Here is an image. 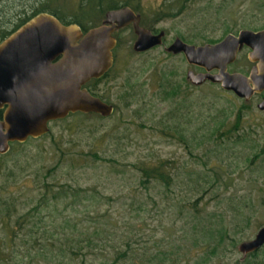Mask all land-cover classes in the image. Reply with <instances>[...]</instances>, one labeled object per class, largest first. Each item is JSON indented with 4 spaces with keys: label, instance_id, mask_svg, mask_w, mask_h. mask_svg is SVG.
<instances>
[{
    "label": "rangeland",
    "instance_id": "374dc122",
    "mask_svg": "<svg viewBox=\"0 0 264 264\" xmlns=\"http://www.w3.org/2000/svg\"><path fill=\"white\" fill-rule=\"evenodd\" d=\"M42 1L0 0V27L12 28L21 11ZM133 1L143 25L165 31L166 45L175 37L202 44L264 27V0ZM79 2L86 7L88 0L53 3L71 11ZM91 18L99 24L104 12ZM114 37L112 68L94 88L113 113H70L0 158V184L7 183L0 197H13L16 207L8 227L0 222L2 257L7 264H109L115 257L113 264H237L239 243L264 223V125H255L257 106L217 84H191L186 71L199 69L182 54L163 46L133 51L131 25ZM246 65L242 52L230 67ZM177 85L176 95L163 92ZM144 163L162 165L170 185L154 178L142 183L136 166ZM59 185L70 194L53 201ZM37 202L28 252L21 236L28 237L30 224L18 217Z\"/></svg>",
    "mask_w": 264,
    "mask_h": 264
},
{
    "label": "water",
    "instance_id": "95a60500",
    "mask_svg": "<svg viewBox=\"0 0 264 264\" xmlns=\"http://www.w3.org/2000/svg\"><path fill=\"white\" fill-rule=\"evenodd\" d=\"M132 25V49L144 52L164 45L165 31L157 33L140 24V15L129 6L105 12L100 24L83 31L76 23L64 24L57 17L40 12L0 42V153L9 142H25L49 132V123L70 113L110 116L114 107L92 94L84 85L108 72L113 65L114 32ZM249 46V58L257 62L249 75L230 72L229 65L239 51ZM163 49L182 53L186 62L201 68L189 69L186 78L193 85L221 84L237 96L249 99L264 90V28L229 32L215 43L192 44L175 37ZM58 60L54 61L57 57ZM264 108V102L260 104ZM264 245V223L255 237L238 245L243 258Z\"/></svg>",
    "mask_w": 264,
    "mask_h": 264
},
{
    "label": "trees",
    "instance_id": "16d2710c",
    "mask_svg": "<svg viewBox=\"0 0 264 264\" xmlns=\"http://www.w3.org/2000/svg\"><path fill=\"white\" fill-rule=\"evenodd\" d=\"M55 1L56 0H43L37 8H34L28 14H26L25 11H21L20 13L23 15L22 16H21V14L17 15V22L14 23V26L12 28H7V27H3V26H2L3 28L0 27V41L3 40L5 37H7L15 29H17L21 24H23L28 19H30L31 17H33L34 15H36L40 12H48V13L54 15L55 17H57L64 24L76 23L77 25H79V27L83 31H86L87 29H89L95 25H98V23L95 22L93 20V18H91V16L93 17L95 10L103 11L105 14V12L110 10V9H116V8H119L122 6H129L134 11H138L135 9L136 5L134 4L133 0H88L86 7H84L83 4L81 2H79L77 7H76V10H71L72 12L67 10V8L63 5H57L56 6L53 3ZM186 1L187 0H183V3H185ZM182 5H185V4H182ZM182 5H180L178 7L179 8L178 11H176L170 15L174 16L176 14H179L182 11V7H181ZM136 8H138V7H136ZM85 21H91L92 23L87 25L84 23ZM141 21H142V19H140V24H142ZM8 23H10V20L7 21V24ZM142 26L149 28L152 31L153 30L157 31V29L152 24L149 26H145L142 24ZM215 41H217V40H209V42H215ZM107 73L104 75V77L107 75ZM101 80H102V78L93 79L90 82H88L85 86L89 89V91H91L92 94L97 95L100 98L104 99L102 97V95L100 96L98 93H96L94 91V88L96 86L95 84ZM178 87H179V85H177L175 88L164 86L163 92L167 93V94L170 93V95H174V94L176 95L178 92ZM79 113H81V112H79ZM92 114L98 115L101 117L100 114H97V113H92ZM102 117H104V116H102ZM30 139H32V138H30ZM17 144H20V143H17ZM260 152L262 154H264V149H263V151H260ZM2 156H4V155H1L0 158H2ZM95 157H97V155H95ZM136 168L138 169V171L141 174V177H142L141 182L142 183H147V182H149V180L154 178V179H158L159 181H161L166 187H168L170 185L171 175H170V173H168L166 171V169H163L162 165L152 166L150 164L144 163L143 165H137ZM11 175H9L8 178H11ZM5 185H7V183L0 184V189L3 187H6ZM45 186L47 187L50 185L48 183H46ZM75 189L82 190V188H75ZM69 190L71 191V189L69 187L65 188V187H63V185H59L58 190L52 193L51 199L53 201H58V200L60 201L63 198H66L70 194L68 192ZM71 195L73 197H75L77 195V190H74V192H72ZM42 200H46V198L43 197ZM41 205L42 204H39L37 202L36 205H34V206L32 205L31 208H29L25 213H23L22 215H20L18 217L21 219V225H23L24 223L30 224L29 226L27 225L28 226L26 229L27 233L26 232L24 233L28 237L25 238L24 236H21V245L23 247L25 245H27L28 247L26 248V250L28 252H31V249L33 247V242H34L33 236L29 234V232H31L33 227H34V224H32V219H30V218L34 217V215L37 213V211L39 209V206H41ZM15 212H16V207H15V204L13 201V197L10 199H8L7 197H0V222H1V224L8 227L7 222L9 220V218ZM25 219H26V221H25ZM64 221L67 222V224L69 223L68 219H64ZM14 234H15L14 231L11 230L12 237H11L10 241H13L15 239V237H17V235H14ZM0 245L3 246L2 243H0ZM12 245H15L12 249L17 250L16 241ZM2 252H4V251L0 247L1 264H7V261H5L4 258L2 257L4 255V253L2 254ZM118 258L119 257H115L113 262L118 260ZM113 262H110L109 264H113ZM237 264H264V247H261L258 251L250 253L249 256H247L244 260H240L239 262H237Z\"/></svg>",
    "mask_w": 264,
    "mask_h": 264
},
{
    "label": "flooded vegetation",
    "instance_id": "af4514ba",
    "mask_svg": "<svg viewBox=\"0 0 264 264\" xmlns=\"http://www.w3.org/2000/svg\"><path fill=\"white\" fill-rule=\"evenodd\" d=\"M132 26V25H131ZM264 28V27H263ZM262 29V28H261ZM16 30V29H15ZM161 30V29H160ZM257 30H260V29H257ZM159 30H157V31H155V30H153V32H155V33H157ZM239 32V31H238ZM238 32H236V34L238 33ZM135 34V33H134ZM114 35V34H113ZM225 37V36H224ZM224 37H222L221 39H219V40H217V41H215V42H218V41H220V40H222ZM164 38H165V36H164ZM2 41V40H1ZM0 41V42H1ZM186 42V41H185ZM215 42H211V43H215ZM204 43H206V42H204ZM203 44V43H202ZM164 45H166V44H164ZM164 45H160V46H164ZM168 45V44H167ZM157 47V46H156ZM154 48V47H153ZM152 49V48H151ZM150 50V49H149ZM113 51V50H112ZM148 51V50H147ZM251 51V48L249 47V46H247V45H245L240 51H239V53H238V57H237V59L239 58V56H240V54L242 53V52H245L246 54H247V65L244 67V68H239V69H231V65H233L234 64V62L233 63H231L230 65H229V71L230 72H242V73H244V74H246V75H249L250 74V72L252 71V69H253V67L256 65V63L257 62H253L250 58H249V52ZM144 52H146V51H144ZM179 54H182V53H179ZM183 55V54H182ZM61 56H59V57H57L54 61H56V60H58L59 58H60ZM236 59V60H237ZM113 60H114V56H113ZM235 60V61H236ZM193 66V65H192ZM194 67H196V66H194ZM112 68V67H111ZM110 68V69H111ZM196 68H198L199 70H197V71H200V70H202L201 68H199V67H196ZM109 69V70H110ZM108 70V71H109ZM189 70V69H188ZM106 74V73H105ZM104 74V75H105ZM104 75H102L101 77H99V78H96V79H100V78H103L104 77ZM91 80H93V79H91ZM90 80V81H91ZM90 81H88V82H90ZM87 82V83H88ZM86 83V84H87ZM85 84V85H86ZM213 84H217V83H213ZM84 85V87H86ZM217 85H219L220 87H221V84H217ZM87 88V87H86ZM88 89V88H87ZM89 90V89H88ZM224 90V89H223ZM225 91H227V90H225ZM91 92V91H90ZM227 92H229V93H231V94H234V95H236L233 91H227ZM237 96V95H236ZM239 99H241V100H243V101H245V102H247L249 105H252V106H255V108H256V106H257V111H258V113H256V116H257V118H259V122H257V123H255V125H264V108H261L260 107V104L262 103V102H264V90H262L261 92H256V93H254L249 99H246V98H243V97H239V96H237ZM102 99V98H101ZM105 102H107V103H109V104H112V103H110V102H108V101H106L105 99H103ZM113 105V104H112ZM6 107H7V105L6 104H3V106L2 107H0V120H2L3 119V112H4V110L6 109ZM114 107V106H113ZM69 115V114H68ZM67 115V116H68ZM57 120H59V119H57ZM53 121H55V120H53ZM52 122V121H51ZM50 122V123H51ZM49 123V124H50ZM50 128V127H49ZM236 129L238 128V125L235 127ZM50 131V130H49ZM30 138H32V137H29L28 139H30ZM27 139V140H28ZM26 140V141H27ZM25 141V142H26ZM14 143H19V142H16V141H14V142H9V149H10V147H11V145L12 144H14ZM23 143V142H22ZM263 149H264V145H263V147L261 148V151H263ZM9 151V150H8ZM7 151V152H8ZM6 152V153H7ZM6 153H0V155H5ZM258 155V154H257ZM255 237V236H254ZM252 239V238H251ZM262 247H264V245L262 246ZM250 254V253H249ZM249 254L247 255V256H249ZM246 256V257H247ZM245 258H243L242 257V260H244Z\"/></svg>",
    "mask_w": 264,
    "mask_h": 264
}]
</instances>
